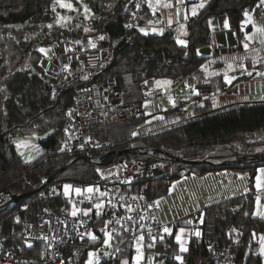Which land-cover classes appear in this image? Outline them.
<instances>
[{
  "label": "trees",
  "instance_id": "16d2710c",
  "mask_svg": "<svg viewBox=\"0 0 264 264\" xmlns=\"http://www.w3.org/2000/svg\"><path fill=\"white\" fill-rule=\"evenodd\" d=\"M259 2L204 0L205 6L198 15L189 19L187 45L184 46L177 42L173 30L162 35L141 32L139 28L126 30L124 19L128 17L130 0H87V6L96 15L92 19L81 15L70 17L71 12L61 8L58 0H0V207L10 199V195L2 193L10 191L24 195L13 206L0 210V246L16 249L23 240L24 223L41 210L72 211L73 201L63 194L64 183L73 182L82 188L94 187L99 182L97 169L107 165L92 164L82 154L73 158V155L59 151L62 127L73 102L74 90L71 85L66 86L58 98H53V80L45 75L39 64L45 56L41 48L66 38L73 50L92 47L94 41L85 43L77 37L81 30L75 24H86L91 30L90 36H97V39L104 36L110 41L113 55L94 81L106 83L109 78L115 79V88L123 99L142 106L141 83L145 79L152 78L157 82L162 78L179 79L199 74L207 58L198 51L213 43L209 24L212 17L227 14L242 47L244 34L241 22L245 19L244 13L257 10ZM60 14L71 18L72 23L63 26L55 24ZM25 24L27 27H23ZM69 25L70 33L65 32L68 35L63 37ZM217 80L218 85H199L196 100L201 102L207 95L224 92L223 75H219ZM212 110V102L199 103L194 118L160 130L151 137L143 134L136 138L132 136L145 124L143 113L125 122L109 114L106 122L95 125L93 131L105 132L103 139L119 144L116 149L120 151V156L115 163L123 160L171 163L172 171L164 177L155 180L143 178L125 185V190L135 195L143 194L148 200L170 193L173 183L185 174L205 175L224 169L248 171L251 174V191L206 208L203 235L190 239L183 264H215L209 248L231 244L238 264H263L262 256L256 252L258 245L255 238L264 232V219L254 215L258 196L254 179L264 160L227 165L193 164L187 160L217 154L243 156L264 152V140L251 141L247 138L248 134L258 133L264 127V104L235 105L217 112ZM182 111L183 104L178 103L166 110L165 115L172 116ZM30 134H48V138L41 144L44 151L27 163L13 140ZM145 146L165 150V154L161 151L154 154L128 151ZM179 149L187 160L171 154ZM73 159L76 161L72 165L40 189L54 172ZM230 228L236 230L237 239ZM175 237V232L169 234L163 231L157 240L146 242V251L155 252L156 259L165 264H180L174 259L175 253H179Z\"/></svg>",
  "mask_w": 264,
  "mask_h": 264
},
{
  "label": "built area",
  "instance_id": "2783aa9c",
  "mask_svg": "<svg viewBox=\"0 0 264 264\" xmlns=\"http://www.w3.org/2000/svg\"><path fill=\"white\" fill-rule=\"evenodd\" d=\"M137 3L139 8L135 6ZM146 10L147 0H131L130 12L124 23L125 29L130 31L141 26ZM259 45L260 43H255L256 47ZM51 46L55 48L56 54L51 58L44 56L40 66L45 75L53 80V98H58L66 86L71 85L74 90L73 102L69 108L72 114L69 116L68 110L65 116L59 151L71 154L73 158L82 154L84 159L95 165L115 163L120 151L114 143L98 139L93 134V127L105 123L109 114L118 121H130L142 113V107L134 101L123 99L115 88V79L109 78L104 84L94 81L111 60L110 42L99 41L95 48L72 52L67 39L56 41ZM239 48L240 45H236L229 50L236 53ZM245 63L244 58L237 60L238 65ZM85 76L87 79H84ZM141 90L143 100L163 97L156 80L152 78L141 83ZM262 138L264 140V133ZM132 149L149 154L161 151L146 146ZM161 152L165 154V150ZM171 154L187 160L182 155V149ZM119 163L123 165L119 175L99 174V182L95 185H100L106 191L105 196L98 198L94 193H87V187L83 188L82 193L70 198L76 209L81 208L76 216L72 215V211L61 213L51 209L41 210L24 223L22 243L16 246L22 252L0 246V264H61L62 261L63 264H87L89 252L96 253L93 257L94 264L97 260L98 264H122L124 260H130V264L137 263V238L141 234L144 236V240L139 241L140 252L144 253L147 249L146 242H153V236L157 240L165 226L157 215V201L148 200L143 194H132L124 189L125 185L143 178L155 180L164 177L172 171V166L169 161L148 163L145 160H123ZM257 194L263 197L262 190H258ZM89 195L91 199L88 198ZM101 200L105 203L102 208L97 209L95 204ZM10 206L4 204L0 210ZM87 209L91 211L84 215V210ZM101 229L112 234L108 244L104 243L107 237ZM230 232L235 239L238 238L234 228H230ZM85 233H91L97 239L92 240ZM26 241L32 246L29 247ZM209 250L215 264H238L232 244L210 247ZM139 263L143 264V260L140 259Z\"/></svg>",
  "mask_w": 264,
  "mask_h": 264
},
{
  "label": "crops",
  "instance_id": "0c3cea01",
  "mask_svg": "<svg viewBox=\"0 0 264 264\" xmlns=\"http://www.w3.org/2000/svg\"><path fill=\"white\" fill-rule=\"evenodd\" d=\"M164 3L165 2H162V6ZM173 5L174 4H172V7L170 8L163 7L162 9L163 11H161L160 14L158 13L159 16L157 17V19L161 20V23L163 25V28H165V31L157 35H162L168 30H173L175 32V37L178 40L180 39L179 35L182 34V32L179 31L180 28L179 24L175 19L172 20L171 24L168 23L169 18L172 19L175 17L174 15L175 10L173 8ZM247 12H250L249 14L252 17L253 23L242 26V22L247 19L246 17L241 22V27L243 30L244 38L246 33L252 35L251 40L245 39V41L243 42V45L247 43L249 47L246 49L244 48V46H242L239 48V51L236 53L230 51L229 49L233 46L239 45V42L235 30L232 29L231 26H229L228 28L224 27V23H225L224 19L226 18L228 19V24L230 25L228 15L223 14V16L212 17L211 23L215 19L214 21L217 24L215 32H213L212 27L210 25L213 36V43L200 48V50L203 48L205 49L211 48L212 52L211 54H206V55L205 53H203L204 55H201L199 53L201 56H205L207 58L206 61L204 62L203 65L204 67L200 68L199 74L182 77L179 79L162 78L157 80L161 82L171 81L170 84H164V83L157 84L158 90L161 92V94H163V97H166L165 99H167L165 100V111L173 108L178 103L183 104V111L179 114H175L172 116H167L165 115V111H162L164 115L163 121L153 123L150 126L144 125L142 127H139L136 131H134L137 133V135H132L134 138L140 136L143 132H149V133L156 132L159 130L168 129L187 122V120L194 118L195 108L199 103L205 104L212 102L213 110H216L218 108L222 110L235 105L264 104V99H262L264 98V77L257 75V72H264V44H260L257 47L255 46V42H260L261 40H264V34L260 33L259 31H256V28L264 27V5L259 6L257 10H252ZM191 17H195V16L190 15L188 17L187 21L184 23L187 26V27L185 26L186 28H188V22ZM220 17H226V18H221L223 20H219ZM148 18L149 17L143 18L141 26H147L146 22H150V20L146 21V19ZM163 18H165V20L162 22ZM154 24H155V17L154 20H151L150 25H154ZM139 29H141V27ZM221 30H223L224 32L223 35L219 34ZM183 32L185 34L182 35V37L183 36L186 37L185 40L187 41V36L189 34V31L187 29V31L183 30ZM226 40L228 41L229 45L226 43ZM241 58H244L246 60L244 66H246L247 72H252L251 76L247 75V72L244 71V68H242L241 65L237 64V60ZM229 64H232L233 67L229 68L228 67ZM210 73H216V75H210ZM219 75H223V81L226 90L224 92H218V94L207 95L205 98H203L201 102H199L200 100H196L197 94L195 93L196 92L199 93L198 86L206 83L207 84L212 83L213 85H218L217 79ZM226 75L228 77H235V79L232 80L231 84L226 82L224 78ZM188 85H191L192 87H189ZM173 101L175 102L174 106H173ZM263 133H264V127H262L260 129V132L258 133L248 134L247 138L251 141H260L263 140L262 138ZM19 152L21 154L20 150ZM38 155L35 156L34 160L38 157ZM217 155L238 156L235 153L231 155H221V154L220 155L217 154ZM32 161L33 160L26 162L29 163ZM261 167L264 168V165L259 166L258 169H262ZM259 174L260 173L257 170V175ZM188 175L189 174H185L180 177V179H184V182L182 184L183 186H185L187 180L188 184H192L189 190L192 188L195 189L194 191L192 190V194L190 193L188 194L189 197L186 199V202H184L185 204L184 208H186V210L184 211L183 209L180 208L179 210H177V212L172 211L174 209L170 207V202L167 201V204L165 205V208L163 209L160 215L161 216L160 219L163 225L165 227L172 229V232H175L176 236L180 234L179 233L180 228L186 229L185 234L182 236V240L185 241V247H188L190 239L193 236L196 237L194 235L196 231H200L201 232L200 237H202L203 224L205 221V210L207 207L218 204L220 202H224L226 200H230L235 197L245 195L251 191V187H250L251 174L245 170L237 172L233 169H224L221 171L207 173L205 175L192 174V175H196L197 176L196 178L188 177ZM256 177L254 179V184L256 181ZM262 180H264V177H262ZM258 190L263 191V197L260 199L264 201V187H261ZM169 194L170 193H168L165 196L169 197ZM258 210L264 212V204L259 205V209L257 208V204H256L254 209V215L258 218L264 219V216H258L255 214ZM157 215H159L158 207H157ZM201 220H203V223H201ZM189 221L191 223H188ZM260 234L257 235L255 238L258 245L256 252L258 255L262 256L263 264H264V254H262L260 251L261 247H264V240H262V237H264V232ZM178 246H179V253H175L174 256L176 257L177 255H181L184 258L185 252L183 253L180 252V242H178ZM144 254H145L144 258H142L143 264H154V262L157 260L155 252L151 250L145 251ZM178 262L181 264V261Z\"/></svg>",
  "mask_w": 264,
  "mask_h": 264
},
{
  "label": "rangeland",
  "instance_id": "374dc122",
  "mask_svg": "<svg viewBox=\"0 0 264 264\" xmlns=\"http://www.w3.org/2000/svg\"><path fill=\"white\" fill-rule=\"evenodd\" d=\"M86 1L87 0H64L65 3H71L73 5V8H71V9L66 8V10H68V11L71 12L70 17L72 15H76V16H80L81 15V16L86 17L87 19L95 18L96 15L93 14V12L89 9V7H88V9L90 11L88 12L87 16L85 15V11H84L83 5H87L86 4ZM169 1H170L171 4H174L173 5V8L175 10V14H174L175 17L172 18L171 20L175 19L177 21V23L179 24V27H180L179 28V31L182 32V34L179 35V38H180V40H185L186 37H184V36L182 37V35L185 34L183 32V30L184 31H187V29H188V28H186L187 27L186 24H184L187 21L184 18L185 12L187 11V14H188V17H189L191 15L192 3L193 2L199 3L197 0H188L189 2L187 0H185V3L184 4H180L178 2V0H161V4L160 5H156L155 4V0H152V4L151 5H149V3L147 2V8H149V9L145 11V13L143 14V17L144 18L145 17H149L148 19H146V21L154 20V17H155V24L154 25H150L149 22H146L147 26H139L138 28L141 27V29L142 28L145 29V32L146 33H151V34H161L162 32H164L165 31V28H163V25L161 23V20L157 19V17L161 13V11H163L162 10L163 9L162 2L169 3ZM129 9H130V6L128 8V15H129V12H130ZM153 9H155V11ZM199 10H200V8L197 10V15L199 13ZM248 13H250V12H248ZM151 15H152V17H151ZM220 16H223V15H220ZM61 17H63V19H61ZM221 18H226V17H220L219 20H223ZM126 19H127V17L124 19V21H126ZM164 20H165V18L162 19V22ZM214 20L211 23V27H212L213 32H215V29L217 27V24L215 23ZM224 20H227L228 21L227 18L224 19ZM71 21H72L71 18H69L68 16L63 15V14H60V16L58 17V19L55 22V24H57L59 26H63L65 24H71L72 23ZM181 25L186 26V27H184L185 29L184 28L182 29L181 28ZM75 26H77V29L81 30V31H79V35H77V37L79 39H81V42L88 43L90 41H92V42L94 41V44H95V47H96V45H97V43L99 41H109L108 39H105V38L103 40H101L100 39L101 36L98 37V39L96 38L97 36H90L89 32H91V30L88 31V32H85L84 31L85 28H88L89 29V27L86 26V24L83 26L82 23H78V24H75ZM23 27H27V25L25 24ZM70 28H71L70 25L68 27H66V30L64 31V33L65 32L70 33ZM82 28H84L83 31H82ZM153 29H155V31H153ZM222 29H225V28H222ZM241 29H242V27H241ZM67 33H65L64 35L62 34V36L63 37H67V35H68ZM223 33H224L223 30H221L219 32L220 35H223ZM86 36L89 39L88 38H85L84 39V37H86ZM66 39L68 40V38H66ZM63 40H65V39H63ZM60 41H62V40H60ZM244 41H245V38H244ZM226 43L228 44V41L227 40H226ZM255 43H260V42H255ZM69 46L71 48L70 43H69ZM95 47H90V48H86V49H92V48H95ZM43 48L44 49H47V52H43V54L45 55V57L51 58V57H53L56 54V50L52 46H45ZM80 50H82V49H80ZM70 51L72 52L73 51V48L70 49ZM211 52H212V49L211 48H208V49L203 48V49H201L199 51V53L201 55H204L203 53H205V55L206 54H211ZM112 58H113V55L111 56V60H112ZM100 83L104 84L103 82H100ZM165 98L166 97H160V98H153V99L143 100V102H142V111H143V115L145 116V124L144 125L150 126L153 123H157V122L163 121V119L161 120L158 117H163L164 118V115H163L162 111H165V100H167ZM144 125H142V126H144ZM142 126H140V127H142ZM159 131L150 132V133L149 132H143L142 134L144 136H149L150 135V137H151V136H153L155 133H157ZM97 133H98L97 131L96 132L93 131V134L98 139L105 141V139H103V138L106 137V133L105 132H101V133L99 132L98 135H97ZM47 138H48V134H42V135H37V134H32L31 135L30 134V135H24V136H17V137L14 138L13 142L15 143V145L17 146V148L21 151V153H23V158L26 161H31V160H34L35 156L38 155L39 152L41 153V152L44 151L41 148V144L43 143V140H46ZM108 141L114 143L115 145H119L116 142H113L111 140H108ZM236 147H238V145ZM98 169L100 170L99 171V174L100 175H101V173H103V176H116V175H119L122 172L123 165L121 163H113V164H109V165L99 166ZM258 171H259V169H258ZM192 174H195V173H190L189 175H191V176L188 175V177H192V178H196L197 177L196 175H192ZM179 179H177L173 183L172 188H171V192L169 194V197H166V196H163L162 197L161 196L159 198H156V201L159 202L158 203V211H159L158 217H159V219L161 218V216H160L161 215V212L165 208V205L167 204V201L170 202V207H172L174 209L172 211H176L177 212V210H179L180 208L183 209L184 211L186 210V208H184V206H185L184 202H186V199L189 197L188 194L189 193L192 194V190L194 191L195 189L192 188V189L189 190V188L192 186V184H188V182L186 180V184H185V186H183L182 184L184 182V179H180V180ZM66 184L73 185V188L72 189H69V195H67V197H69V198H72L74 195H77L75 193V191H74L75 188H80L81 190L83 189L82 187H80L81 185H79V184L74 185L73 182H68L67 181V182L64 183V185H66ZM254 185H255V188H256V191H257L258 188L256 187V181H255V184ZM193 187H194V185H193ZM93 188L94 189L98 188L99 189V192H105L106 193V191L103 190L100 187V185H94ZM82 191H81V193H82ZM99 192L93 191V193L95 194V196L98 197V198L101 197V195H100ZM63 194H64V188H63ZM259 198H262V197L259 196ZM101 202H103V205H104L105 201L104 200H101L100 203ZM256 204H257V201H256ZM261 204H264V201H262V199H260V205ZM77 209L81 211V208L80 207H78ZM77 213H79V211ZM160 221H161V219H160ZM144 255L145 254L142 252V258H144ZM128 261H129V264H130V260H128ZM132 261H134V260H132ZM135 264H137V263H135ZM139 264H141V263H139ZM154 264H165V263L163 261L156 260L154 262Z\"/></svg>",
  "mask_w": 264,
  "mask_h": 264
},
{
  "label": "snow or ice",
  "instance_id": "6c2138e0",
  "mask_svg": "<svg viewBox=\"0 0 264 264\" xmlns=\"http://www.w3.org/2000/svg\"><path fill=\"white\" fill-rule=\"evenodd\" d=\"M58 2H59L60 6H61L62 8H68V9L73 8V5H72L71 3H65L64 0H58ZM130 2H131V0H130ZM147 2L149 3V5L152 4V0H147ZM178 2H179L180 4H184V3H185V0H178ZM155 4H156V5H160V4H161V0H155ZM261 5H264V0H260V4L258 5V7L261 6ZM135 6H136L137 8L140 7L139 3H137ZM204 6H205L204 0H200L199 3H195V2H193V3H192V7H191V15H192V16H196V15H197V10H198L199 8H203ZM83 7H84L85 15L87 16V14H88V12H89L90 10L88 9V6H87V5H83ZM163 7H165V8H170V7H172V4H171V3H164V4H163ZM53 10H55V7H53ZM153 10L155 11V9H153ZM133 15H135V13H133ZM244 15H245V17H247V19H246L245 21L242 22V26H243V25H247V24H251V23H253V21H252V17L250 16V14H249L247 11H245ZM184 18H185V20L188 19L187 11L185 12V16H184ZM61 19H63V17H61ZM149 23H151V21H150ZM168 23H169V24L172 23L171 18H169ZM209 24L211 25V20H209ZM129 26H130V25H129ZM48 27L50 28V27H52V26H51V25H48ZM184 27H185L184 25H181V28H182V29H183ZM224 27H225V28H228V27H229V24H228V21H227V20H225ZM84 31H85V32H88V31H90V29L85 28ZM140 31H141V32H145V29L142 28V29H140ZM153 31H155V29H153ZM256 31H259L260 33L264 34V27H258V28H256ZM104 38H105L104 36H101V37H100L101 40H103ZM245 39H246V40H251V39H252V35L246 33V34H245ZM177 42H178L179 44H181V45H184V46L187 45V41H186V40H180V39H178ZM76 43H80V42L77 41ZM90 43H91V41H90ZM260 43H261V44H264V40H261ZM243 46H244V48H246V49L249 47V45H248L247 43H245ZM92 47H95V44H92ZM40 51H41V52H47V49L41 48ZM202 67H204V66H202ZM228 67H229V68H232L233 65H232V64H229ZM241 67L244 68V71L247 72L246 66L241 65ZM205 70H206V69H205ZM210 75H216V73H210ZM247 75L251 76V75H252V72H247ZM257 75H258V76H262V77H264V72H257ZM224 78H225L226 82L229 83V84H231L232 80L235 79V77H228L227 75H226ZM84 79H87V77L85 76ZM145 83H147V81H145ZM156 83H157V84H160V83L170 84L171 81H163V82H161V81H157ZM188 86H189V87H192L191 85H188ZM195 94L198 95L199 93L196 92ZM262 99H264V98H262ZM174 103H175V102L173 101V106H174ZM71 114H72V113H71V110H69L68 115L71 116ZM158 118L161 119V120L164 119L163 117H158ZM132 135H137V133H136V132H133ZM89 139H90V138H89ZM62 150H63V149H62ZM257 151H261V150H260V149H257ZM21 155H23V153H21ZM97 171L99 172L100 170L97 169ZM259 173H260V174L257 175V177H256V187H257L258 189L261 188V187H264V180H262V177H264V168L259 169ZM101 175H103V173H101ZM241 178H243V177H241ZM63 188H64V195L67 196V195H69V189H72V188H73V185L66 184V185L63 186ZM74 191H75V193H76L77 195H79V194L81 193L82 190H81L80 188H75ZM85 191H86L87 193L91 194V193H93V191H97V192H99V189H98V188L94 189L93 187H88ZM100 195H101V196H105L106 193H105V192H100ZM88 198L91 199V196L89 195ZM256 201H257V208L259 209V205H260V198H259V196H257ZM157 203H159V202L157 201ZM95 207H96L97 209L102 208V207H103V202L95 204ZM45 211H47V210H45ZM78 211H80V210L76 209V208H75V205H73L72 215H73V216H76ZM90 211H91V209L84 210V215H88V213H89ZM129 211H131V209H129ZM255 214L258 215V216H264V212L259 211V210H258ZM129 219H131V217H129ZM142 219H143V217H142ZM17 220H19L18 217H17ZM108 223H111V221H109ZM117 223H119V221H117ZM188 223H191V222L189 221ZM201 223H203V220H201ZM101 231L104 232V233H105V236L107 237V239H105L104 243H105V244H108V243L111 241V239H112V234H111L110 232H106L105 229H101ZM163 231H164L165 233H169V234H171L172 229H170V228H168V227H164ZM185 232H186V229H185V228H180V229H179V233H180V234H178V235L175 237V239H176L178 242H180V252H182V253L188 251L187 247H185V241L182 240V236L185 234ZM85 235H89V236L91 237L92 240H96V239H97V237H96L95 235L91 234V233H85ZM194 235H195L196 237H200V236H201V232H200V231H196V232L194 233ZM44 239L47 240L48 238H47V237H44ZM155 239H156V237L153 236V237H152V240L154 241ZM160 239L162 240L163 237H160ZM137 240H138V245H137V253H138V254H137V256H136L135 259H136V261H137V264H139L140 259H142V252H140L139 241H143V240H144V236L141 234V235L137 238ZM262 240H264V237H262ZM26 243H28V242L26 241ZM28 246L31 247L32 245H31L30 243H28ZM151 246H152V245H149V247H151ZM49 247H51V244H49ZM260 251H261L262 254H264V247H261ZM95 256H96V253H95V252H89V253H88V261H87V264H94L93 257H95ZM175 259L178 260V261H181V264H183V257H182L181 255H177V256L175 257ZM61 264H63V261L61 262ZM95 264H98V260L95 261ZM122 264H129V261H128V260H124V261L122 262Z\"/></svg>",
  "mask_w": 264,
  "mask_h": 264
},
{
  "label": "water",
  "instance_id": "95a60500",
  "mask_svg": "<svg viewBox=\"0 0 264 264\" xmlns=\"http://www.w3.org/2000/svg\"><path fill=\"white\" fill-rule=\"evenodd\" d=\"M221 110L220 108L213 110V112H217ZM143 148V147H140ZM129 152H137L136 150L129 149ZM141 152V150H139ZM252 160H258V161H263L264 160V152H259L256 154L252 155H243V156H205L203 158L199 159H193V160H187L193 164H222V165H227V164H232V163H242V162H249ZM76 159L71 160L68 162L63 168L57 170L52 174L50 178H48L44 184L40 187V189L44 188L47 183H49L55 176H57L59 173H61L63 170L68 168L70 165H72ZM3 195H10V199L5 203V205L10 206L12 204H16L21 198H23L24 195H19V194H13L10 191H6L5 193H2Z\"/></svg>",
  "mask_w": 264,
  "mask_h": 264
},
{
  "label": "bare ground",
  "instance_id": "6f19581e",
  "mask_svg": "<svg viewBox=\"0 0 264 264\" xmlns=\"http://www.w3.org/2000/svg\"><path fill=\"white\" fill-rule=\"evenodd\" d=\"M109 53L111 54V50H109ZM117 176V175H116ZM15 250H17V251H19V252H22V250L21 249H19V248H17L16 247V249ZM20 256H23V255H20Z\"/></svg>",
  "mask_w": 264,
  "mask_h": 264
}]
</instances>
